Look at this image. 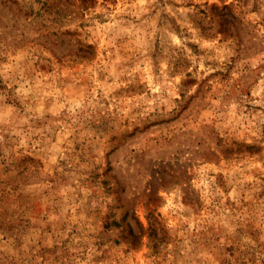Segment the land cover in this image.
<instances>
[{
  "label": "rangeland",
  "instance_id": "374dc122",
  "mask_svg": "<svg viewBox=\"0 0 264 264\" xmlns=\"http://www.w3.org/2000/svg\"><path fill=\"white\" fill-rule=\"evenodd\" d=\"M0 264H264V0H0Z\"/></svg>",
  "mask_w": 264,
  "mask_h": 264
}]
</instances>
